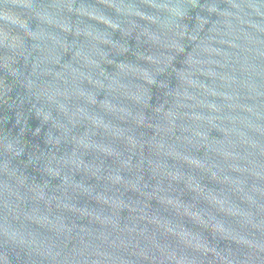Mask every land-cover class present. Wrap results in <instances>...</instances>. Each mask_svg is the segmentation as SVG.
Here are the masks:
<instances>
[{"label": "water", "instance_id": "water-1", "mask_svg": "<svg viewBox=\"0 0 264 264\" xmlns=\"http://www.w3.org/2000/svg\"><path fill=\"white\" fill-rule=\"evenodd\" d=\"M0 264H264V0H0Z\"/></svg>", "mask_w": 264, "mask_h": 264}]
</instances>
